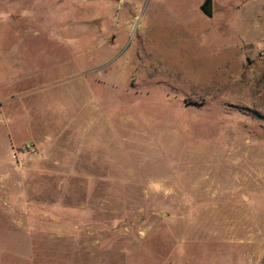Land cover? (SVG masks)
<instances>
[{
  "label": "rangeland",
  "instance_id": "obj_1",
  "mask_svg": "<svg viewBox=\"0 0 264 264\" xmlns=\"http://www.w3.org/2000/svg\"><path fill=\"white\" fill-rule=\"evenodd\" d=\"M0 0V264H264V0Z\"/></svg>",
  "mask_w": 264,
  "mask_h": 264
},
{
  "label": "water",
  "instance_id": "obj_2",
  "mask_svg": "<svg viewBox=\"0 0 264 264\" xmlns=\"http://www.w3.org/2000/svg\"><path fill=\"white\" fill-rule=\"evenodd\" d=\"M202 12L207 17L213 16V0H206L205 4L201 7Z\"/></svg>",
  "mask_w": 264,
  "mask_h": 264
}]
</instances>
